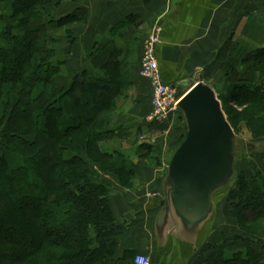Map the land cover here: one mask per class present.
Returning a JSON list of instances; mask_svg holds the SVG:
<instances>
[{
	"label": "trees",
	"instance_id": "obj_1",
	"mask_svg": "<svg viewBox=\"0 0 264 264\" xmlns=\"http://www.w3.org/2000/svg\"><path fill=\"white\" fill-rule=\"evenodd\" d=\"M51 4L60 5L0 0V264H135L136 251L119 255L128 227L113 211L109 178L117 176L128 188L135 167L123 152L100 147L113 133L108 113L135 83L132 62L104 36L94 41L86 67L71 73L72 52L63 41L75 43L74 26L87 24L90 13L77 5L56 16ZM130 17L110 32L130 24ZM215 64L231 83L229 99L247 106L239 113L222 105L238 155L236 119L251 138H264V47L229 42ZM153 148L141 143L139 158ZM234 182L228 215L237 231L224 230L220 241L202 245L198 264H264L263 230L257 227L264 220V173L236 171Z\"/></svg>",
	"mask_w": 264,
	"mask_h": 264
},
{
	"label": "crops",
	"instance_id": "obj_2",
	"mask_svg": "<svg viewBox=\"0 0 264 264\" xmlns=\"http://www.w3.org/2000/svg\"><path fill=\"white\" fill-rule=\"evenodd\" d=\"M74 2L78 3L75 6H86L90 13L79 34L78 54H73L77 71L86 67L94 41L111 36L114 45L119 47L120 56L126 55L133 66L135 83L129 91L132 104L127 109L129 118L134 121L131 131L150 135L153 131L154 134L161 132L160 136L163 135L159 140L166 138L165 142L173 125L182 121V113L171 114L163 123L146 121L152 109V90L149 82L141 77L140 67L144 41L153 25L163 27L157 45L163 79L175 85L179 94L192 86V80L209 83L201 76L204 70L211 69L210 64L229 42L237 48H257L259 46L252 44L264 42V0H71V4ZM129 15L130 24L110 32L114 25L120 26ZM131 159L138 163L136 175L144 187L136 192L120 186L114 188L111 197L113 211L117 219L126 221L128 227L121 237L119 255L130 249L136 251L135 258L139 254L149 256L151 264H198V249L207 242L220 241L217 231L225 225L224 211L216 205L213 219L204 227L197 246L169 233L166 244L160 247L155 224L164 195H156L159 191L163 194L160 173L165 165L164 155L155 160L160 165H149L139 157L138 160ZM147 189L150 190L148 193Z\"/></svg>",
	"mask_w": 264,
	"mask_h": 264
},
{
	"label": "water",
	"instance_id": "obj_3",
	"mask_svg": "<svg viewBox=\"0 0 264 264\" xmlns=\"http://www.w3.org/2000/svg\"><path fill=\"white\" fill-rule=\"evenodd\" d=\"M187 135L163 180L164 198L155 231L160 247L168 234L197 246L212 218L216 193L235 176L236 134L215 89L198 81L179 102Z\"/></svg>",
	"mask_w": 264,
	"mask_h": 264
},
{
	"label": "rangeland",
	"instance_id": "obj_4",
	"mask_svg": "<svg viewBox=\"0 0 264 264\" xmlns=\"http://www.w3.org/2000/svg\"><path fill=\"white\" fill-rule=\"evenodd\" d=\"M59 2L60 5L56 6L54 4L50 5V10L51 12H53L56 16H59L61 14L66 13L67 11L71 10L73 8L74 4H71V0H56ZM78 1V0H77ZM6 8L2 7V10H4ZM74 32L75 35L77 36V39L75 40V43L72 44L70 42H72L69 39H66L63 41V44L65 46L66 49L71 48V55L69 56L68 59V68L70 70L71 73H75L77 71V66L74 64L75 60L74 58L76 56H73V54H78L77 49L79 48V44H81V42L79 43L80 39H79V34L80 32L84 29V25L79 26H74ZM152 31V30H151ZM149 32V36H150ZM147 35V36H148ZM254 47L255 46H259V47H263L264 46V42L259 43V44H252ZM76 46V47H75ZM75 47V48H74ZM73 50V51H72ZM211 69L209 71L204 70L201 78L205 79L206 81H209V85H211L216 93L217 96L222 97L219 98L222 102V105L225 104V106L227 107V109H232L235 110L239 113H243L247 106H237V104L235 102H232L229 99V94L231 91V83H229L224 76V71L221 70L220 66H212L210 65ZM77 67V68H76ZM141 75V74H140ZM142 77V76H141ZM143 79H145L144 77H142ZM146 81L148 82V80L146 79ZM195 80H192V85L195 84V82H193ZM131 89V87H130ZM127 92V95H125L126 97L120 96L117 100H118V107L115 108L114 110L111 109V111L108 113V116L111 118L110 120L111 122V128L113 129V133L112 136L108 137L107 139H104L100 142V147L103 150L106 151H121L124 153L125 156H127L131 161V158H135V160H138L137 158L139 157L138 154V147L141 143H147V144H151L153 145V151L152 153H148L147 151H143L144 154L149 156L144 157L142 159H144V161L147 162V164L151 165V164H155V165H160V162H156L155 160L158 159V157L161 155H164V161H165V165L164 168H162L161 170V179L165 178V176L167 175L168 172V166L169 163L174 155V153L177 150V146L180 143V139H181V135L183 134V132L186 130L187 131V125L186 123L182 120L180 121L179 124L173 125V127L170 129V133L169 135H167V142H165L166 138H162L161 140H159V137H161L163 135L160 136L161 132H159L160 134H154L155 131L152 132V134L154 135H150L149 133H140L139 131H131V124L134 123V121L132 119L129 118L128 114H127V109H129L130 105L132 104V98L129 95V91ZM147 86L145 88V91H147ZM187 92V90L185 91V93ZM250 106V105H249ZM251 107V106H250ZM151 112V111H150ZM150 113H148L149 115ZM148 115L146 116V118L148 117ZM184 116V115H183ZM239 126L240 129V141L241 144L238 147V155H237V159H236V171L237 174L241 171H245V172H250L252 171L253 168H257L259 170L262 171V173H264V138L261 139H253L251 138V133L249 132V128L245 125V123L241 122V119L238 118L235 120ZM159 123H163V122H159ZM17 130L14 128V133L15 135L17 134ZM119 134V137L117 136V134ZM121 134L123 135L122 137ZM147 136H145V135ZM158 135V136H157ZM77 139L85 141V135L81 134H76L75 135ZM131 145V148H129V146ZM127 147V148H126ZM134 164V167L137 166L136 162L132 161ZM93 168H96L98 171L100 170V167L95 164L93 165ZM92 167V166H91ZM135 174H136V170H135ZM110 178V182L113 185V190H115L114 188L119 185V181L117 176L110 174L109 175ZM112 180V181H111ZM145 181H150V180H145ZM128 188L126 189H130L133 192L139 191L140 189H142L144 186L142 185V181L139 180V178H137V175H135V178L133 179L131 185L128 184ZM121 187V186H120ZM153 187V186H151ZM150 187V188H151ZM123 188V187H121ZM153 189V188H151ZM235 189V182L232 183L231 185H229L228 187H226L225 189H221L219 190L215 197H214V203L215 204V209H214V214L216 212V205H219L220 209L224 211V216L226 218H223L226 220L224 227H221L220 231H217V233L219 234H223L224 230H229L231 232V234H234L237 231L236 228V223L234 222L233 219H231V217H229L228 215V210L230 208V204H232L229 200V192L231 190ZM150 190H146V193H148ZM151 194V193H150ZM155 194H152V196H155ZM164 195L159 191V193H157V197H161ZM213 214V216H214ZM210 219V221L213 219ZM209 222V221H208ZM260 230H263L261 235L264 236V220H262L260 222V224H258L257 226ZM236 230V231H235ZM220 239V238H219Z\"/></svg>",
	"mask_w": 264,
	"mask_h": 264
},
{
	"label": "built area",
	"instance_id": "obj_5",
	"mask_svg": "<svg viewBox=\"0 0 264 264\" xmlns=\"http://www.w3.org/2000/svg\"><path fill=\"white\" fill-rule=\"evenodd\" d=\"M144 41V50L141 58L142 77L148 80L152 90V109L146 121L150 124L167 121L171 114L180 110L179 102L184 93L179 94L175 85L166 83L163 79L159 60L157 57V45L160 42L162 25L155 24ZM151 258L147 255L136 256V264H151Z\"/></svg>",
	"mask_w": 264,
	"mask_h": 264
}]
</instances>
